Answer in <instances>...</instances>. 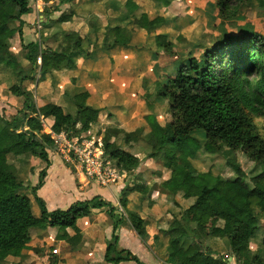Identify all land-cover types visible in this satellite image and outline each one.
Returning a JSON list of instances; mask_svg holds the SVG:
<instances>
[{"label":"trees","instance_id":"obj_1","mask_svg":"<svg viewBox=\"0 0 264 264\" xmlns=\"http://www.w3.org/2000/svg\"><path fill=\"white\" fill-rule=\"evenodd\" d=\"M73 1L58 0L60 4ZM247 1L217 0L220 25L236 19L239 7ZM253 1L264 8V0ZM125 7L124 24L104 25L101 43L96 36L91 40L61 28L71 21L72 10L56 20L47 19L43 29L58 43L50 49L39 42L23 43L22 17L31 13L28 0H0L1 82L12 96L23 99L14 116L0 114V264H7L8 257L19 258L33 237L42 239L48 233H53L56 242H64L69 251L78 250L82 234L77 221L90 218L93 210H104L112 222L104 263L143 264L129 251L118 248V229L123 224L141 241L148 237L146 221L139 215L142 199L135 203L127 199L130 193L142 197L151 191L138 178L125 185L117 199L118 207L94 196L66 210L48 212L36 195L50 167L48 153L56 150L51 136L65 134L78 141L94 136L99 111L88 100L97 97L96 87H80L71 80L56 100L41 106L23 87L24 83L42 82L54 72L74 71L77 58L91 59L97 49H128L135 31L152 34L168 25L164 16L149 18L131 1ZM99 26L95 17L88 23L96 35ZM153 45L151 60L162 53L167 64L163 75L153 72L154 78L149 77L152 91L145 81L142 83L143 101L150 110L154 104H165V119L159 121L153 114L146 115L148 130L122 133V146L110 142L109 134L104 133L105 156L121 174H132L140 165L136 155L124 150L131 144H142L149 150L147 159L161 156L162 167L169 175L160 190L172 197L171 213L176 210L162 233L167 239V264H227L229 256L234 264H264V232L256 245L253 240L264 221V135L256 122L264 120V35L241 29L236 35L221 36L210 46L188 53L175 51L174 43L164 34L155 35ZM46 120L51 121L48 128L43 126ZM197 134L203 137L200 148L204 152L224 155L235 175L233 179L196 171L192 160L200 148L192 142ZM236 153L260 167V172L251 178V186L243 180ZM39 163L44 168L38 173L36 185L30 187L28 195L21 194L23 184L34 175ZM33 203L38 216L32 210ZM186 239L189 241L184 244ZM214 246L226 253L220 254ZM39 252L43 250L35 249V253ZM45 255L48 264L60 262L51 252Z\"/></svg>","mask_w":264,"mask_h":264},{"label":"crops","instance_id":"obj_2","mask_svg":"<svg viewBox=\"0 0 264 264\" xmlns=\"http://www.w3.org/2000/svg\"><path fill=\"white\" fill-rule=\"evenodd\" d=\"M94 1L99 4L100 0H74L72 3H69L70 11L72 10L76 15L78 14L77 12H81L84 4L87 3L91 5ZM106 2V5L111 9V16L109 14L103 17L95 16V18L98 19L100 27H102L101 29L103 30L104 25H108L109 27H114L115 25L122 26L124 24L123 17L127 15V10L126 12H120L114 1L107 0ZM53 4L60 5L57 0L49 3H44L42 0H36L33 5H30L31 13L22 17L25 24L22 30L24 44L39 42L43 48H56L58 43L54 39L49 38L47 35L48 33L43 29V23H45L47 19H57L52 17V14L46 17L48 14L47 12H44L45 8H49ZM95 5L97 4L91 5V7L94 8L92 14L95 13ZM135 6L140 12L146 13L149 18H153L136 4ZM105 10L109 11V9ZM69 14L70 13L61 15ZM36 19L38 20L35 21ZM75 19L76 16L71 18V23L69 21L62 24L61 28L64 31H72L76 33H79L77 29L80 28L83 30V35L80 33L79 35L83 37L84 34L89 31L85 28L86 26H84L83 23L84 27H79L77 24L75 25ZM100 20H105V23L102 25ZM142 33L147 34L143 30H140L138 35L137 33L131 34V46L128 49H97L91 59L77 58L76 69L74 71L54 72L51 75H47L45 80L42 82L34 85L24 83L23 87L32 92L35 103L38 106L46 104L48 101L50 102L56 100L57 94L58 96L61 95L63 89L71 80H75L76 85L80 87H96L98 90L97 101H95L94 98H89L88 100V102L99 111L97 124L100 126V131L96 137L102 139V137H104V133L109 134L110 142H115L119 146H122V133L131 132L138 128H144L145 132L148 130L144 122V117L146 115L153 114L158 120L160 118L159 113L155 111L154 107L151 110L148 109L143 99L139 98V91L142 90V80H144L146 76L148 79L149 77L154 78L153 72L163 75V69L167 64L165 57L162 66L157 63L158 58L155 61L151 60V56L155 52V47L153 45L154 36L157 34H164L167 36L169 41L175 43L173 37L169 35L168 32H165L161 27L155 30L154 33L148 34L152 36L149 43L146 44L148 47L142 48ZM87 35L89 34L87 33ZM95 36L99 39L98 43H101L104 35L102 34L101 38H99V35L95 34ZM182 48H184V46H182ZM125 54L128 56L124 57ZM138 75L140 76L141 81L137 78ZM1 80L2 78L0 76V103L9 107V111L6 113L3 111L9 118L15 115L16 108L22 105L23 99L14 97L7 92L6 86L1 82ZM50 123V120H46L43 126L48 128ZM132 123H136L133 128H131ZM116 132L118 133L117 136L111 135ZM48 156L50 167L46 171L44 184L39 190H37L36 195L39 197L40 192L46 188L48 177L51 175V170L54 168V165H58L59 167L61 166L62 168L66 166L67 169L65 170L70 175H73V187L71 189L72 196L64 199L63 207H69L77 201L89 200L94 196H100L104 201L110 203L113 207H118L117 199L121 192L124 191L125 185L129 183V181L131 182L134 180V177L139 180L143 179L145 172L150 171L151 162L154 161L148 160L143 164L140 162L139 167L132 174H126L127 177H124L123 180L109 186L108 188H103L94 184H82L81 179L76 174L73 165L63 158L57 148L54 152H49ZM136 157L141 160L139 156ZM43 168L44 166L38 164L34 175L31 176L37 177L38 173ZM165 172V175H167L163 181H165L169 175L167 170H165ZM36 183L37 182L33 180L31 187L35 186ZM142 183L147 185L149 188L151 181H145ZM152 183L155 185L156 181H152ZM127 199L130 203H135L136 201H140L139 199H142L139 215L146 221V233L148 237L145 241H141L134 231L129 229L127 225L123 224L118 229V248L129 251L143 264H167V239L163 237L162 233L167 230L169 223L172 221V216L176 213V210L173 213H171L170 210L172 197L167 196L162 193L161 190L152 187L151 191L145 196L141 197L137 193H130L127 195ZM43 202L45 203V201ZM177 202L180 203L178 199ZM49 204L50 206L48 207L45 204V208L48 212L55 211L59 205L54 202ZM33 206L35 207L36 205L33 203ZM111 225L112 222L104 210H93L90 218H83L77 221V227L82 234V242L79 245L78 250L69 251L64 242H56L54 240V235L48 233L49 235L43 236L42 239L39 236L33 237L32 241L27 245V249L22 252V255L19 258H10L13 261H16V264H24V261L28 258V264H34L37 259L40 263H43L44 261L48 263L45 254L51 252L57 257V259H59L60 262L58 264H105L103 261V253L105 250V243L109 240L111 235ZM68 233L70 235L73 234L70 230H68ZM154 238L157 239L155 240ZM34 242H37L39 245L34 246ZM44 242L49 244L53 243L54 245L46 247V251L35 253V249L41 251L42 247H40V245ZM50 247H52L51 251ZM213 249L220 252L222 255L226 253L225 251L219 250L217 246H214ZM54 251H56L55 254ZM8 258L6 259V263L8 262ZM120 264L134 263L124 262ZM229 264H234V259L232 257Z\"/></svg>","mask_w":264,"mask_h":264},{"label":"rangeland","instance_id":"obj_3","mask_svg":"<svg viewBox=\"0 0 264 264\" xmlns=\"http://www.w3.org/2000/svg\"><path fill=\"white\" fill-rule=\"evenodd\" d=\"M107 0H100L99 4L94 1L92 4L95 5V13L92 14V11L94 8L91 7L90 4H84L82 6L81 12H77L78 14H74L73 17L76 16L75 19V25H79V27H84L88 29L89 32H87L89 35L84 34V38L89 37L94 39L95 33H92V30L89 29L88 23L91 21V18L97 17H103L107 14L110 15L111 9L106 5ZM116 4V7L119 9L120 12H126L125 4L128 1H131L133 5L139 6L141 9H143L145 12H147L151 17H154L155 15H162L164 16L167 21L168 25L166 27H162V29L165 32H168L169 35H171L175 41V51L182 52V53H188L189 51H195L198 49H201L202 47H208L213 42L217 41L221 36L226 35H236L237 33L242 31H249L254 33H260L264 35V8H260L257 6V4L253 0H248L247 3L242 4L239 7L238 17L232 21H228L223 25H220L219 20L217 19L216 13V7L215 4L217 0H199L197 2L196 0H112ZM244 1V0H243ZM36 2V0H28L29 5H33ZM58 2V0H57ZM105 9H109L105 10ZM47 14L46 17H48L50 14L54 18H58L61 14L70 13L69 4H60L56 5L53 4L49 8H47ZM89 16V17H88ZM92 16V17H91ZM111 16V15H110ZM71 17V18H73ZM36 19L35 21H37ZM101 24L103 25L105 23V20H100ZM71 23V21H70ZM69 23V24H70ZM84 26H83V24ZM38 25V24H37ZM36 25V26H37ZM81 35H83V30L80 28L77 29ZM101 30V27L99 26V32ZM140 31V30H139ZM139 31H135L137 35L139 34ZM97 33L99 35V38L102 37V34H104L105 29L103 28L101 33ZM78 33V34H79ZM141 41L143 42L142 48H147L148 46L146 44L149 43L151 39V35L142 33ZM99 42V39H98ZM195 44V45H194ZM146 45V46H144ZM184 48H182V46ZM128 56V55H127ZM126 54L124 57H127ZM158 62L160 66L164 63V56L162 53H159L158 55ZM2 78V77H1ZM138 79H140V76H137ZM141 81V79H140ZM145 81V84L150 87L152 91L153 88L151 87V80H149L146 76L144 80H142V83ZM139 98L143 99V91H139ZM97 97H94V100H96ZM149 101V99H148ZM9 106V105H7ZM155 108V111L159 113V121H163L165 119V104H154L153 106ZM7 111H9V107H6L5 104L0 103V114H4L6 116ZM7 117V116H6ZM257 124L260 126L261 133L264 135V120H256ZM136 125V123L131 124V128H133ZM100 126L97 124L95 126L94 131V137L97 136V132L100 131ZM193 144L196 147H199L202 145V139L203 137L199 134L193 136ZM124 150H128L131 154H134L136 156L140 157V162L143 164L145 161L152 160L147 159V154L149 153L142 144H131L130 146L126 147ZM236 159L242 168L243 171V180L248 185L251 186V178L257 175L260 172V167L255 166L253 163L249 162L244 156H242L239 153H236ZM13 165L16 167L20 166V163H17L15 161L10 160ZM193 167L198 172H207L210 171L212 175L220 176L223 179H233L235 177L233 171L227 167L226 160L224 155L221 154H207L204 152L202 148H200L197 153L195 154V157L192 160ZM39 165L44 166L42 163H39ZM151 168L150 171L145 172L143 179H140L142 182L145 181H151L149 184L150 188H157L160 190V183L166 178L165 175V169L162 167V160L161 156L157 157L153 162H151ZM64 167V166H63ZM65 169L67 167L65 166L62 168L58 165H54V168L51 170V175L48 177V182L46 184V188L40 192L39 198L42 199V201H45L46 206H50L49 203L54 202L58 203V207L56 210H65L68 207H63V201L65 198L72 196L71 189L73 187L72 184V177L73 175H70ZM151 176V178H150ZM136 179V177H134ZM134 179V180H135ZM33 180L37 182L36 176L28 177V179L25 181V184H23V188L20 191L23 195H28L30 193V187L33 184ZM140 181V182H141ZM152 181H156V184L153 185ZM28 188H27V187ZM184 207V205H183ZM32 210L36 216L39 214L38 208L35 206H32ZM264 232V221L260 223L259 228L257 229L254 237V244L256 245L257 242L260 241L261 236ZM53 234V233H51ZM48 236V235H47ZM189 239L183 240V243L186 244ZM34 246H38L39 244L37 242L33 243ZM32 244V246H33ZM54 245L53 243H42L40 247L43 251H46V247ZM29 259V258H28ZM28 259L24 261V264H28ZM7 264H16V261H13L10 257L8 258ZM34 264H48L47 262L40 263V261L37 259L35 260Z\"/></svg>","mask_w":264,"mask_h":264},{"label":"built area","instance_id":"obj_4","mask_svg":"<svg viewBox=\"0 0 264 264\" xmlns=\"http://www.w3.org/2000/svg\"><path fill=\"white\" fill-rule=\"evenodd\" d=\"M51 138L63 158L73 165L82 184L108 188L127 177L105 156L101 138L92 136L78 141L65 134L52 135Z\"/></svg>","mask_w":264,"mask_h":264},{"label":"water","instance_id":"obj_5","mask_svg":"<svg viewBox=\"0 0 264 264\" xmlns=\"http://www.w3.org/2000/svg\"><path fill=\"white\" fill-rule=\"evenodd\" d=\"M231 261V257H229L228 259H227V264H229V262Z\"/></svg>","mask_w":264,"mask_h":264}]
</instances>
